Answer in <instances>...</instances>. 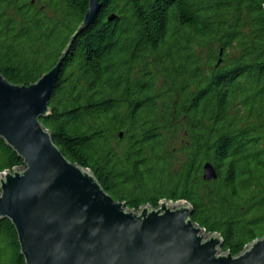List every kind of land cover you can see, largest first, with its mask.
Wrapping results in <instances>:
<instances>
[{"label": "trees", "instance_id": "trees-1", "mask_svg": "<svg viewBox=\"0 0 264 264\" xmlns=\"http://www.w3.org/2000/svg\"><path fill=\"white\" fill-rule=\"evenodd\" d=\"M88 5L0 0V74L29 86L70 46L41 120L61 153L129 210L187 202L239 255L264 237V0H102L76 35ZM22 166L0 139V174ZM0 264H25L7 219Z\"/></svg>", "mask_w": 264, "mask_h": 264}, {"label": "water", "instance_id": "water-1", "mask_svg": "<svg viewBox=\"0 0 264 264\" xmlns=\"http://www.w3.org/2000/svg\"><path fill=\"white\" fill-rule=\"evenodd\" d=\"M101 1L89 0L76 35L95 21ZM69 47L29 86L0 74V139L23 162L0 174V219L15 228L25 264H264V237L237 256L223 253L220 235L193 222L187 202L129 210L89 169L61 153L41 120L51 114L49 100ZM216 177L204 164L203 179Z\"/></svg>", "mask_w": 264, "mask_h": 264}]
</instances>
